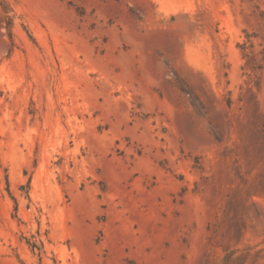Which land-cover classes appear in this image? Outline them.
<instances>
[{
  "label": "rangeland",
  "instance_id": "1",
  "mask_svg": "<svg viewBox=\"0 0 264 264\" xmlns=\"http://www.w3.org/2000/svg\"><path fill=\"white\" fill-rule=\"evenodd\" d=\"M5 1L0 264H264V0Z\"/></svg>",
  "mask_w": 264,
  "mask_h": 264
},
{
  "label": "trees",
  "instance_id": "2",
  "mask_svg": "<svg viewBox=\"0 0 264 264\" xmlns=\"http://www.w3.org/2000/svg\"><path fill=\"white\" fill-rule=\"evenodd\" d=\"M0 9L3 13V21H4V25H5L8 37L11 40L12 39V31H11L12 17L9 13L12 11V9L10 8L9 4L5 0H0ZM6 184H7L6 188L8 190L7 179H6ZM15 210H16V205H15ZM26 242L32 251L37 250L38 254L40 255V253L42 252V242L39 241V244H38L35 238L33 240H27Z\"/></svg>",
  "mask_w": 264,
  "mask_h": 264
}]
</instances>
